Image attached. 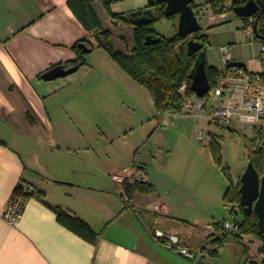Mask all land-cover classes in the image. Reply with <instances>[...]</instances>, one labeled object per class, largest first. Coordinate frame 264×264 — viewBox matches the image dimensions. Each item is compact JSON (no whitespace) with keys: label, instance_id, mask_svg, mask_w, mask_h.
Returning a JSON list of instances; mask_svg holds the SVG:
<instances>
[{"label":"crops","instance_id":"0c3cea01","mask_svg":"<svg viewBox=\"0 0 264 264\" xmlns=\"http://www.w3.org/2000/svg\"><path fill=\"white\" fill-rule=\"evenodd\" d=\"M68 2L0 0V264H214L209 259H228L222 258L220 251L226 246H234L232 264L257 261L248 247L253 237L248 236V242L227 237L211 223L204 226L201 220H187L180 214L184 202H176L175 189H181V184L175 185V178L180 176L175 168L181 164L173 158L175 148L161 138L164 126L175 130L172 125L179 116L158 113L149 91L119 71L110 57H104L105 53L100 56L109 62L107 66L117 70L129 87L128 95L119 102L127 108H149L142 119L151 125L153 117L162 121L155 124L149 141L142 147V158L137 156L141 149L134 157L118 154L116 160H102L92 150L99 134L115 138L107 119L101 123L94 115L97 110L103 111L98 107L99 86L109 77L101 79L91 62L86 61L69 77L42 79L54 67L75 65L78 56L74 47L96 37L85 29ZM100 2L96 0L92 8L102 28L111 31L113 37L120 28L133 35L137 28L113 15L149 7V0H116L108 2L110 13L107 4L102 7ZM244 25L242 19L240 29ZM256 41L262 44L258 38ZM134 47L135 41L127 53L131 54ZM238 62L246 64V72H264L257 58L250 62L252 68L246 60ZM217 68L222 70L223 66ZM233 86L226 91L231 92L228 98L225 93L226 103L237 98ZM113 107L116 108L114 103ZM110 113L105 117L114 125ZM208 116L204 113L203 118L194 117L211 124ZM234 126L239 125L224 128L235 132ZM128 128L121 132L125 139L132 135L133 127ZM254 136L256 140L255 130ZM212 141H218L216 136ZM136 169L148 173L149 186L154 191L136 192L127 202L113 175H130ZM21 183L32 184L36 193L27 199L19 222L11 226L3 215ZM228 186L222 190L224 200ZM163 206L167 207L166 213H161ZM232 208H228L231 216ZM59 211L86 222L97 240L90 242L61 224ZM155 231L178 235L196 258L189 259L168 249L154 237Z\"/></svg>","mask_w":264,"mask_h":264},{"label":"rangeland","instance_id":"374dc122","mask_svg":"<svg viewBox=\"0 0 264 264\" xmlns=\"http://www.w3.org/2000/svg\"><path fill=\"white\" fill-rule=\"evenodd\" d=\"M100 1H102V3L100 2L102 7H105L108 2L115 3L116 0ZM234 1L235 0H226L222 6L220 5L223 11H221L220 8L216 11L212 8V5L205 4L206 0H196V4L200 5L202 15L200 17V23L202 25L201 34L208 37L205 50L208 63L212 67L223 66L219 48L224 45L230 48L233 60H246L250 68H252L251 61L255 58L260 60L261 43L259 41L251 42L250 39L244 35V29H240L242 26V19L236 17L233 10ZM219 13L220 15L225 13L229 15L228 19L224 20L225 22H222V24L210 20L212 15H217ZM153 28L158 33L168 38L176 33L174 20H159L153 24ZM92 42L95 48L92 53L87 54L86 60L89 63L91 62L90 64H92L93 68L98 72L97 75H99L101 79L109 77V81L106 79L105 82H101L99 86L98 94H100L101 97H99L98 107L108 113L112 112L114 125H111L108 120L109 117H105V114L108 113L97 110L98 114L95 113L94 115H96V120H99L101 123H105L106 121L104 119H107V125L110 127V130H114L113 135L115 136V138H113L111 135L105 136L99 134V136H96L98 140L92 147V150L96 152L102 160L110 158L116 160L118 154L125 155V157H134V153L141 149V151L137 152V156L138 158H142L145 153L142 151V147L149 141L150 133L153 131L155 124L159 121L161 123L162 120L158 117H153V123L151 125L148 120L142 119L144 113L148 111L149 108L145 110L143 108L138 110L135 106L133 108H127L122 101L119 102L128 95L129 87L125 82L121 81L122 75L117 70L115 71L111 67H108L107 64L109 65V62L100 55L105 53L104 55L106 56L104 57H110L113 61L112 63H115L113 65L119 67V71H122L128 76L130 75L113 59L108 51L98 47L96 38H94ZM112 42L117 51L122 50L124 53H127L128 51L130 52L134 44V35L125 28H120L115 32ZM102 67H105V70H102ZM234 81L235 80L230 81L231 84H235L232 90L236 92L235 96H237V98L234 100L243 103L245 85L240 83V86H236L237 83ZM145 88L149 91L147 87ZM186 89L187 88L181 92L185 94ZM230 94L231 92L226 93L227 98ZM192 97H188L186 101ZM202 101L205 104L208 103L204 113L209 115L214 105L222 102L219 97H210L208 101ZM113 103L116 105L115 109ZM183 113L187 112L185 111ZM183 113L175 114V116H179L172 125L175 126V130L170 129V127L161 126L163 127L162 131L164 133V138L161 137L162 140L165 139L175 148V155L173 158L181 164H178L175 168L180 174V176L175 178V185L177 182L181 184V189H175L176 202L182 204L184 202L182 206L183 210L180 208V214L187 220H201L204 226H208V223H211L213 227L219 229L222 228L225 219L230 218L231 220L242 221V216H231L228 212L229 206L232 207L233 205L224 200V192L222 190L226 189L229 185V180L222 172V169L214 162L212 153H210L209 150V145L216 136L218 142H220L222 146L223 163L229 168L233 182L236 184L241 179L248 166L250 148H256L260 144V139L257 138L254 140L255 136L252 127L234 126L236 131L231 132L227 128L221 127L215 123L210 124L207 120H205L206 122L203 120L199 121L190 113L191 116ZM128 127H133L131 131L132 135L129 139H125L121 132L129 129ZM241 128L246 129L241 130ZM200 132H202L205 137L203 142L198 139ZM248 236L250 237V235L244 234V237L238 239L245 241ZM251 237H253V239H251L252 241L248 242L247 240L246 242L250 243L248 247L251 253L254 254L252 258L258 262H262L260 261L262 254L259 252L262 248V242L253 235H251ZM251 244L253 245L251 246ZM220 251L222 258L228 256V259L211 258L209 259L210 263L232 264L231 258L233 257L234 246H226ZM236 261L238 263L242 262L240 259H236ZM233 264L235 263L233 262Z\"/></svg>","mask_w":264,"mask_h":264},{"label":"trees","instance_id":"16d2710c","mask_svg":"<svg viewBox=\"0 0 264 264\" xmlns=\"http://www.w3.org/2000/svg\"><path fill=\"white\" fill-rule=\"evenodd\" d=\"M96 0H69V7L73 10L79 21L85 29L96 34L98 47L108 51L113 59L135 80L147 87L154 98L156 109L159 113L178 114L182 113L185 101L188 97L195 95L191 90L192 80L190 78L191 71L195 65L197 55L190 56L187 50L189 37L178 35V16L167 18L164 15L165 5L160 4L154 8L155 17L149 24L138 26L135 29L134 41L135 47L131 54L117 51L113 45V33L109 30H104L96 13L92 8V4ZM248 0H235L233 9L236 6L243 5ZM226 0H206V5H212L214 10H218L220 5ZM107 9L111 13L110 3H107ZM193 8L198 15H201L200 5L193 2ZM117 20L125 23H133V17L130 14L113 15ZM174 20L176 21V33L172 37L160 35L154 28L153 24L159 20ZM264 16L259 24V33L264 36ZM152 38L149 39V37ZM197 41L204 43L208 42V37L198 33ZM156 42V43H155ZM264 43V41H261ZM81 43H85L92 51L95 46L91 41L84 40L79 42L74 50L78 56L75 65L82 63L86 64V56L89 53L79 47ZM208 76L211 82V87L214 89L217 79L221 73L217 67H211L207 64ZM187 84L185 94L181 92L184 84ZM211 92L202 100L208 101ZM259 138V137H258ZM260 139V144L256 148H250L249 161L253 160L258 172L264 174V140ZM211 151L214 162L222 169L229 180V186L226 192L225 200L233 205V215L242 216L243 233L253 235L260 239L262 248L260 254L264 255V235L260 234L258 217L255 214L248 215L240 204V180L238 183L233 182V178L229 168L224 165L222 157V146L218 141H212ZM19 188V186H18ZM17 188V190H18ZM16 190V191H17ZM153 188L147 185H136L125 187V196L127 202L133 198L134 193L142 192L146 194L153 193ZM58 220L65 227L69 228L84 239L95 242L97 235L92 228L81 219L75 218L64 211L58 212ZM230 237L228 235H225ZM236 238V237H235ZM249 259V258H247ZM251 264H264V261H252Z\"/></svg>","mask_w":264,"mask_h":264},{"label":"built area","instance_id":"2783aa9c","mask_svg":"<svg viewBox=\"0 0 264 264\" xmlns=\"http://www.w3.org/2000/svg\"><path fill=\"white\" fill-rule=\"evenodd\" d=\"M226 7V6H225ZM223 11V8H220ZM220 11V13H221ZM218 13V12H217ZM212 15L211 21L221 24L227 14ZM220 15V16H219ZM256 16L245 19L244 31L252 42L256 41L255 34ZM213 25V24H212ZM189 39H198V34H192ZM223 68L217 79L214 89L210 97L221 98V103L215 104L210 115L208 116L211 123H215L221 127H230L238 124L240 127L251 126L257 132L258 137L264 140V72L249 73L242 68H228V65L233 61L230 53V48L227 45L219 48ZM260 62L264 67V43L260 47ZM231 80H235L236 86L240 83L245 85L243 103L232 100L228 103L224 101L225 91L231 87ZM187 88L185 84L181 91ZM234 91V90H233ZM234 93H236L234 91ZM206 104L202 99L194 95L188 99L184 104L183 111L188 112L194 116L203 118ZM199 141H203L204 134L200 132L198 136ZM115 182L120 184L125 193V187L136 185L149 184L148 173L143 169H136L130 175H113ZM36 193V188L32 184L21 183L18 190L12 196L7 204L4 212L5 221L11 225H16L21 219L26 201L29 197ZM127 198V197H126ZM167 207L161 208V213H166ZM222 231L225 235L240 238L244 237L242 229V221L239 220H225L222 224ZM154 237L162 241L170 250L178 251L183 256L189 259H195L196 255L185 247L183 240L176 234H167L161 231H155ZM260 261H264V255H261Z\"/></svg>","mask_w":264,"mask_h":264},{"label":"water","instance_id":"95a60500","mask_svg":"<svg viewBox=\"0 0 264 264\" xmlns=\"http://www.w3.org/2000/svg\"><path fill=\"white\" fill-rule=\"evenodd\" d=\"M194 1L196 0H149L147 9L131 13L132 17L136 18L133 23L137 27L149 24L155 17L154 8L164 4V15L167 18L178 16V35L190 37L192 34H198L202 31L199 17L193 8ZM233 10L242 19L256 16L255 34L259 40L264 41V36L259 33V24L264 16V0H248L245 4L236 6ZM79 47L84 53L91 52V49L85 43H81ZM187 50L190 56L197 55L195 65L190 74L192 80L191 90L197 98L204 99L212 88L207 71L208 62L205 44L195 39H190L187 43ZM81 67L82 63L73 66L60 65L44 73L42 79L54 81L66 78L78 72ZM228 68L246 69L247 67L243 62L232 61ZM239 194L240 204L244 208L245 213L248 215L255 214L258 217L259 231L261 235H264V174L261 175L258 172L253 160L249 161L240 179Z\"/></svg>","mask_w":264,"mask_h":264}]
</instances>
